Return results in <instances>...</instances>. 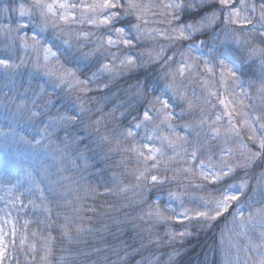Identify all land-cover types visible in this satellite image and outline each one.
I'll list each match as a JSON object with an SVG mask.
<instances>
[{
	"label": "snow or ice",
	"instance_id": "snow-or-ice-1",
	"mask_svg": "<svg viewBox=\"0 0 264 264\" xmlns=\"http://www.w3.org/2000/svg\"><path fill=\"white\" fill-rule=\"evenodd\" d=\"M0 17V35L11 39L10 50L31 53L27 63L42 80L20 79L25 59L0 53V138L39 158L0 176V264H53V231L69 243L79 240L100 215L97 197L129 191L147 205L139 219L165 227L164 238L149 229L142 248L177 239L182 246L194 231L224 220L222 240L226 231L235 238L226 264H264V183L258 181V195H249L255 190L247 173L236 183L241 171L264 160V110L245 104L251 96L232 53L236 45L250 61L260 60L257 93L264 96V47L247 38H264V0H4ZM145 37L157 46L142 49ZM133 72L143 78L123 90V101L107 113L95 106L91 93L107 100ZM120 108L126 113L117 116ZM186 117L193 119L178 123ZM112 119L122 120L119 129L109 127ZM89 136L96 139L86 143ZM93 144L121 155L129 184L118 180L103 191L87 184L82 171ZM128 247L120 264L140 254ZM56 264L72 261L62 256Z\"/></svg>",
	"mask_w": 264,
	"mask_h": 264
},
{
	"label": "trees",
	"instance_id": "trees-1",
	"mask_svg": "<svg viewBox=\"0 0 264 264\" xmlns=\"http://www.w3.org/2000/svg\"><path fill=\"white\" fill-rule=\"evenodd\" d=\"M3 4L4 0H0V6H3ZM2 23H4V18L0 17V24ZM150 27L154 28L155 26ZM256 36L260 38L259 43L264 46L260 42L264 38L260 37L259 34ZM155 40L159 43H165L159 37L155 38ZM11 45L12 41L10 38H5L0 35V53L7 52L16 62H19L18 58H24L26 61L25 65L19 69V78L23 80L34 78L32 79L34 84L42 82L41 77L34 72L32 65L27 63V59L31 56V53L25 54L23 50L12 51L10 50ZM156 46L157 44L154 43L153 39L147 37L141 42L142 49H153ZM141 48L136 49V51H140ZM87 50L84 49V51ZM240 62L242 71L244 72L242 78L246 82L247 80L254 79L256 81L255 86H259V79L256 77L258 68H256L255 64L257 63L254 61H244V58ZM137 75L143 78L144 73H126L125 77L120 79L115 87L111 89L112 93L118 94L115 96L109 95V99L107 100L100 98L104 95L102 93H91L90 95L96 97L94 101L95 106L103 107L104 112L107 113L112 109L114 104H118L125 99L123 90L128 88L129 85L136 83ZM192 86L198 88L196 85ZM198 93H200V89H198ZM130 94V92L127 93V95ZM189 95L191 96V93ZM176 111H179V109H176ZM120 112L126 113V108H120L116 115L119 116ZM192 119V117H186L184 121H178V123H189ZM122 123L120 119L108 121L110 128L115 127L119 129ZM103 132L104 129L101 128V133ZM22 134H27L26 128L22 129ZM85 135H88V133L85 132ZM95 139V136H89L86 143H92ZM189 139L191 140L192 137H189ZM88 156L89 167L82 171V174L86 177L87 184L92 187H99L100 191H103L105 186L115 188L118 180H123L124 184L130 183L128 179H125L121 175L122 166L118 164L122 158L121 155L117 153L108 154L107 146L97 147L93 144V150L88 153ZM43 158L45 160L50 159L47 156ZM38 159L35 155L25 152L17 146L5 145L2 142V138H0V176L4 174L5 170L15 172L19 166L23 165L27 167L30 163ZM246 173L251 189L255 182L258 183L260 181L264 183V160L255 161L253 166L248 168L246 172L241 171L237 179L245 177ZM256 192L259 193V187ZM4 195L5 193L0 190V198ZM162 200L168 201L167 195L162 197ZM88 202L91 203V201ZM95 204L98 206L97 210L100 215L93 217V230L84 234L79 240L69 243L67 240H61L58 231H53L52 235L56 237L54 241L53 264H56V261L62 256L68 257L72 261V264H120L126 246H129L128 251L130 253H133V249L135 248H140L141 250L139 255L134 253L129 255L125 264H138L142 258L148 261L153 256L160 257L161 264H164L168 260V255L175 249L179 250V254L174 257L173 264H226L225 250L235 239L226 231L222 240L220 232L224 228L225 221L221 220L211 230H204L199 233H195L194 231L191 237L184 239L182 246L180 240L177 239L176 243L170 247L161 246L157 249L153 245L142 248V245H149L147 239L149 229L153 233H160L161 238H164L165 227L152 228V222L148 221L146 217L143 221L139 219L143 214L142 210H147V205L139 204L136 194L129 191L126 194L100 196L96 198ZM172 227L177 230L181 229V226L175 223ZM229 228H231V225H229ZM241 242H243L242 238ZM241 255L243 256V253Z\"/></svg>",
	"mask_w": 264,
	"mask_h": 264
},
{
	"label": "rangeland",
	"instance_id": "rangeland-1",
	"mask_svg": "<svg viewBox=\"0 0 264 264\" xmlns=\"http://www.w3.org/2000/svg\"><path fill=\"white\" fill-rule=\"evenodd\" d=\"M151 26L157 27L156 25H151ZM256 35H258V34H256ZM256 35L255 36H248L247 38L250 41H252V46L253 47H264L263 45H261L259 43L260 38H258ZM201 39H203V38H201ZM236 47H237L236 45L232 46V53H233V57L236 60L237 64L240 65V63H241L240 61H242L243 58H244V61H250L249 58H248V54L245 51V48L241 47L240 51H236ZM204 51L207 52V49H204ZM251 61H254L255 63H257V64H255L256 68H258V73H257L256 77L259 79V82L261 83L260 76H261L262 69H261V65H260V60L259 59H254V60H251ZM247 76H249V75L247 74ZM241 80L243 81L244 88L248 90V93L251 96V100L250 101L248 99H245V101H244L245 104L251 103V104L256 105L257 113H259V111H261V110H264V96L259 95L257 93V88L259 86H257V87L255 86L256 81L254 79L253 80L251 79V80H247V82H246L242 77H241ZM250 82L252 83V88L249 87ZM259 82H258V84L260 85ZM198 89H199V87L196 88L197 93H198ZM237 92H239V89H237ZM149 131H151V130L149 129ZM180 131L183 132V129L180 130ZM140 134L141 135L144 134L143 130H141ZM244 141L251 146V141H248V139H247V133H244ZM233 147H235V146H233ZM255 150L256 149L253 148V151H255ZM238 151L239 150L237 149V152ZM243 178H245V177H243ZM259 178H260V176H259ZM247 179L249 180L248 177H247ZM238 182H239V179L236 180V183H238ZM252 189L255 190V192L251 191V193L249 195H253V194H257L258 195V192H256L258 190V183L255 182ZM167 202L173 207L176 206V202L175 201H169L168 200Z\"/></svg>",
	"mask_w": 264,
	"mask_h": 264
}]
</instances>
